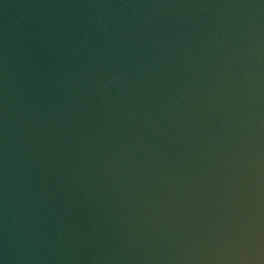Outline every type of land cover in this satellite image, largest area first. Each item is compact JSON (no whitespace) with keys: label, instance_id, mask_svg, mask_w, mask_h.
I'll list each match as a JSON object with an SVG mask.
<instances>
[{"label":"water","instance_id":"water-1","mask_svg":"<svg viewBox=\"0 0 264 264\" xmlns=\"http://www.w3.org/2000/svg\"><path fill=\"white\" fill-rule=\"evenodd\" d=\"M0 264H264V0H0Z\"/></svg>","mask_w":264,"mask_h":264}]
</instances>
